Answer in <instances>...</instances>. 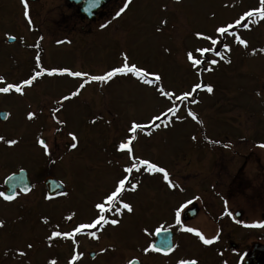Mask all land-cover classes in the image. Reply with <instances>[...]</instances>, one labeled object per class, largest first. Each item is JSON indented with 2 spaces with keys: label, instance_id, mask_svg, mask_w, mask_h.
Masks as SVG:
<instances>
[{
  "label": "rangeland",
  "instance_id": "obj_1",
  "mask_svg": "<svg viewBox=\"0 0 264 264\" xmlns=\"http://www.w3.org/2000/svg\"><path fill=\"white\" fill-rule=\"evenodd\" d=\"M43 1L51 4L50 7L58 6L57 0ZM123 2L113 0L110 12L96 23H103L105 27L93 26L95 30L87 31L85 40L80 42L74 40L79 37L68 36L67 41L60 40L61 43L44 47L40 54L31 52L27 46L20 50L19 46L12 49L0 44V76L7 83L29 78L31 74L25 76L33 68L44 70L31 86L24 87L23 95L14 92L16 105L11 120L15 124L9 121L6 125L8 133L16 131L20 141L11 155L0 158V173L5 168L23 167L34 175L38 162L47 160L41 158L44 154L39 137L49 140L55 148H63V142L71 140L70 132L77 137V147L70 153L71 161L62 157L65 160L58 163L55 176L62 178L67 175L60 172L72 173L73 184L77 182L81 189V209H90V202L97 198L94 184H115L117 178L124 175L123 169L131 166L128 153L119 151L118 145L132 135H135L133 155L164 167L178 193L182 187L187 188L189 182L206 185L208 175L213 182L221 166L222 153L227 156L228 152L237 151L249 156L251 152L256 157L253 163L259 166L258 172H264V147L260 146L264 144V51H261L264 49V21L254 16L251 20L256 22L250 21L247 29L240 26L229 29L244 39L247 47L238 44L233 36L215 32L216 27L232 23L244 11L258 6V0H131L129 7L116 17ZM27 4L29 8L34 7ZM0 12L3 13L0 31L18 35L21 24L43 26L57 22L60 17L52 12L31 10L26 17L21 0H0ZM65 17L68 21L71 15L68 13ZM196 32L211 35L218 40L217 45L197 38ZM225 44L229 51H225ZM209 47L213 51L204 53L203 58L194 51ZM11 49L17 51L14 56L10 55ZM188 51H193L196 58L205 62L194 69L186 58ZM217 51L220 56H216ZM26 55L32 60H26ZM125 55L129 64L157 73L161 80L149 84L133 74H117L107 81L90 80L91 76H100L121 66ZM210 60L217 63L208 64L206 61ZM54 68L88 75L75 77L59 72L48 75V70ZM194 83H201L202 87L188 100L178 101L175 96L170 100L158 91L164 87L179 96L191 91ZM204 85H211L213 91L207 92ZM72 92L78 94L68 100L62 99ZM174 104L178 106L176 116L179 119L161 116V121H151V117L166 112ZM189 110L196 120L187 115ZM29 112L34 113L32 119L27 117ZM166 120H171L167 127L164 126ZM133 122L146 127L133 134L129 132ZM26 135L36 140L25 142V138H32ZM60 151V148L56 150L54 159H59ZM103 162L105 164L100 166ZM192 169L198 174L193 175ZM134 174L135 179L130 181L138 185L134 200H142L146 209L156 200L169 197L170 188L163 174H150L143 168L138 173L134 170ZM259 181H264V175H259ZM2 200L0 197V221H3L0 253L14 259L15 264L32 262L30 258L34 252L31 253L32 248L29 250L28 237L33 233L43 237L48 229L35 218L37 211L17 212L13 204ZM91 214L87 211L83 219L88 216V220ZM14 215L17 218L11 228L9 223ZM49 249L46 251L50 252ZM21 252L24 255H20Z\"/></svg>",
  "mask_w": 264,
  "mask_h": 264
},
{
  "label": "flooded vegetation",
  "instance_id": "obj_2",
  "mask_svg": "<svg viewBox=\"0 0 264 264\" xmlns=\"http://www.w3.org/2000/svg\"><path fill=\"white\" fill-rule=\"evenodd\" d=\"M89 1L91 0H80L75 3L69 0H57L58 6L50 7L51 4L43 0H27V3L34 5V7H28V10L56 13L60 16L59 19L52 24L46 23L36 27L21 24L19 35L15 32L0 31V44L9 45L12 49L19 46L20 50L23 46H27L31 52L40 54L44 47L60 40L67 41L68 36L79 37L74 39L79 42L85 40L84 35L87 31H94L93 26L103 15L110 12L112 9L110 5L113 2V0L106 1L95 11L94 17L88 19L85 12L91 13L86 9ZM66 11L71 15L68 21L65 17L68 14ZM2 15L3 13L0 12V19ZM71 20L74 22L72 23ZM85 27L86 32H83ZM88 27L90 29L87 30ZM75 28H78V31H75ZM22 35L25 36L22 37ZM12 49L10 55L14 56V51L16 53L17 51ZM28 57L29 55L24 56L26 60L31 61L32 59ZM33 72L34 69L25 77ZM15 82L18 80L13 83ZM2 86L0 84V87ZM14 92L0 95V136H3L5 141L8 139L17 141L14 145L0 141V158L3 159H6L8 154L11 155L13 147L20 141L16 131L9 130L8 133L9 126L6 125L9 121L15 124L11 120L16 105ZM1 113L7 114V118L1 119ZM27 136L31 135L25 137ZM39 139L45 140L49 151L45 153L44 148L41 149L44 154L41 158H47V160L43 163L38 162L34 168V175L28 173L30 179V183L27 184L28 191L24 192L20 188H15L14 199L6 201L2 198L5 203L13 204L17 212L37 211L35 218L48 229L43 237L38 236L37 233L28 237L32 248L31 253L34 252V256L31 255L32 262L27 261L25 264H49L53 260L56 264H69V261L71 264H128L130 260L133 264H177V261L181 259L195 260L197 264H264V226H251L264 223V181H259V175H264V172H258L259 166L253 163L256 157L252 156L251 152L248 153L249 156L237 151L228 152L227 156L222 153L223 155L219 157L221 166H218L213 182H210V175H208V178L206 177L208 180L204 183L206 185L201 186L198 181L194 184L189 182L190 185L187 188L180 189L181 193L177 192L176 187L170 188L168 198L156 200L148 209L145 208L142 200H134L137 195L136 190L125 191L120 196V200L130 203L133 211L129 213L121 209L120 215H116L113 208V211L105 213L109 220L117 219L119 221L117 225H98L70 239L61 236L49 241L47 238L53 231L69 232L80 223H89L98 214L94 205L102 202L106 194L113 190L114 184H94L93 190L97 198L90 202L91 210L81 209V189L77 182L76 185L73 184L70 176L72 173L60 172L62 175H67L62 178L55 176L58 163L65 159L71 161L69 158H73L70 155L73 149L70 145L73 141H64L63 148L58 146L61 154L56 160L53 157L58 148H55L56 146L46 138L39 137ZM34 140L36 137L25 138L24 141L33 142ZM63 156L65 159H62ZM35 157L38 156H33ZM259 159L260 157H257V160ZM104 164L105 162L100 166ZM18 170L19 168H5L1 171L0 192H4L5 177ZM205 170L208 172L207 168ZM197 174L193 171V175ZM46 176H52L61 183L57 184L50 193L42 183ZM128 177L129 182L125 187L130 189L132 184L130 181L135 179V174L131 172ZM193 186H196V189H192ZM188 201L191 203L189 204ZM181 204H184L185 208L181 210L178 224L175 219V209ZM87 211L92 212L88 220H86L88 216L83 219V214ZM16 218L17 215L11 218L9 227L14 228ZM29 221L32 223L33 219L30 218ZM189 227L198 229L205 238L216 237V239L211 244H204L194 233L184 230ZM157 228L161 229L159 233L156 232ZM144 229H147L149 234H146ZM91 231L96 232L97 238L87 234ZM150 244L160 248L161 251L144 252L143 249ZM169 246L172 247V251L165 254ZM102 249L104 251H101ZM74 254L79 255L78 260H72ZM15 263L14 259L0 253V264Z\"/></svg>",
  "mask_w": 264,
  "mask_h": 264
},
{
  "label": "snow or ice",
  "instance_id": "obj_3",
  "mask_svg": "<svg viewBox=\"0 0 264 264\" xmlns=\"http://www.w3.org/2000/svg\"><path fill=\"white\" fill-rule=\"evenodd\" d=\"M131 0H124L123 2V6L119 8V10L115 13L116 17H119L128 7L130 4ZM21 3L23 4L24 8H25V13L24 15L26 17H28L29 13H28V4H27V0H21ZM258 17L261 21H264V0H258V6L252 7L249 10L244 11L241 15H239L238 18H236L232 23H229L227 25L224 26H218L215 28V32L219 33L221 36L224 35H230L233 36L235 38V41L240 44V45H244L245 47H247V42L242 39L239 35H237L235 33V31L230 32L229 29H234L236 26H240L242 28L247 29L249 27V22L251 21L252 23H255L256 21H252L251 18L252 17ZM28 23L31 24V20H28ZM162 23H166L165 21H162ZM101 27H105V25H101ZM159 31V29H157ZM194 35L199 38V39H203V40H207L211 42V45L215 46L218 43L217 39H214L211 35H206L202 32H196L194 33ZM58 43H61L60 41H58ZM224 49L225 51H229V46L227 44L224 45ZM196 53H198L200 55V57H204V53L206 52H211L213 51V49L211 47L209 48H196L194 50ZM261 51H264V49H261ZM216 56H220V52L217 51ZM186 58L188 61H190L191 66L195 69L198 66H200L203 62H205L204 59L201 58H196L193 54V51H188L186 53ZM208 64L211 65H215L217 63L216 60H210V61H206ZM207 70H211L210 68ZM44 70L41 71H35L29 78L27 79H23L22 81L19 82H15V83H7L5 81V78L3 76H0V84H3L2 87H0V93L2 94H7L10 93L12 91H15L16 93H20L21 95H23V89L25 86H31L33 81H35L39 76H41L43 74ZM67 73L70 76H75V77H86L88 74L87 73H81V72H71L68 69H51L48 70V75H53L56 73ZM117 74H133L136 75L139 78H143L145 80L146 83L152 84L154 82L160 81L161 80V76L157 73H149L148 71H146L145 69H143L142 67H137L134 63L133 64H129L128 63V58L125 55L124 56V63L119 66V67H114L112 68L110 71H107L106 73H104L103 75L100 76H91L90 80L92 81H107L109 79H111L112 77L116 76ZM197 75H199L200 73L197 72ZM151 76L152 79H148V77ZM84 85H80V87L82 88ZM202 87L201 83H194L192 85V90L191 91H187V92H183L181 95L176 96L174 93L172 92H168L165 90L164 87H160L158 89L159 93L164 96L167 97L168 99H172L175 96V100H188L189 97L192 96V93L195 92L196 90L200 89ZM205 89L207 92L211 93L213 91V88L211 85H204ZM78 92H72L70 96H64L62 97L63 100H68L71 98V96H75L77 95ZM192 103H195V100L191 101ZM178 106L177 105H173L172 107L167 108L166 112H161L158 115H155L153 117H151V121H161V116H173L176 117L177 119H179L178 116H176V113L178 112ZM54 112L57 111L56 109L53 110ZM188 116L192 117L193 120H196L197 117L195 116V114H193L190 110L187 113ZM28 119H32L34 117V113L29 112L27 114ZM3 118H7V114H3ZM60 123H62V121H60ZM171 123V120H166L164 122V126L167 127L169 124ZM146 127V125H141L138 124L136 122H133L131 127L129 128V132L131 133H135L137 130H143ZM154 127H160V124H154ZM68 135L71 137V140L73 141V143L70 145L71 148H76L77 147V137L75 134L73 133H68ZM135 139V135L130 136L127 140L122 141L119 145H118V150L119 151H126L129 155L130 160H132L131 166L130 167H125L123 169L124 173H131L133 170L136 171H140L141 168H143L144 171L148 172V173H161L163 174V180L165 182H167L168 187L169 188H174L176 187V185H174L170 179L169 173L168 171L164 168L159 166L157 163L151 162L148 159H141L138 156H134L133 155V147H132V141ZM0 141H4L5 143H7L8 145H14L17 143V141L15 139H8L5 141V138L3 136H0ZM38 143L44 148L45 153H48L49 149H48V145L46 144L45 140L43 139H39ZM261 147H264V144L260 145ZM16 177L15 176H11L8 178L9 183L12 180H15ZM129 182V177L127 175L122 176V178H117L113 190L110 191L108 194H106L105 198L102 200V202L96 203L94 205L95 209L98 211V214L91 219V221L89 223H80L78 225H76L72 231L69 232H63L61 233L60 231H53L51 233V235L47 238L49 241H51L54 237H63L65 239H70L73 238L76 234H80L82 232H84V230L86 229H93L98 225H117L119 223V221L117 219H111L109 220L107 218V216L105 215V213L107 212H111L113 211V208L115 209V214L116 215H120L121 213V209L126 210L127 212L131 213L133 211L132 205L128 202H122L120 200V196L122 195L123 192L131 190V191H135L138 187L137 184H131V188L127 189L125 187L126 183ZM22 191L27 192L28 188L25 187L22 189ZM0 197H2L4 200L6 201H11L12 199L15 198V192L13 191L11 194H6L5 192H0ZM48 197H46L47 199ZM188 203L190 204L191 201H188ZM226 204V202H225ZM118 205V206H117ZM185 208L184 204L179 205L178 207H176L175 209V219L176 222L179 224L180 223V214H181V210ZM68 219H71V217H68ZM46 222V221H45ZM3 225V221H0V226ZM252 227H261L264 226V223H259V224H253L251 225ZM185 231H188L190 233H194L196 236H198L200 238V240L204 243V244H211L213 242L214 239H216V237H212V238H205L204 235L198 230V229H193V228H185ZM146 234L148 233L147 229H144ZM161 231L160 228L156 229V232L159 233ZM88 235H90L93 238H97L96 236V232L95 231H91L87 233ZM73 243H75V241H73ZM29 248H31V245H28ZM149 250L152 251H161L160 248H156L153 245H148V247L144 248L143 251L144 252H148ZM101 251H104L103 249ZM172 251V247L169 246L166 251L165 254H167V252ZM20 255H24L23 252L20 253ZM82 255V253L80 254ZM79 259V255H73L72 256V260H78ZM49 264H56V262L50 261ZM69 264H71V261H69ZM128 264H133V262L130 260L128 262ZM177 264H197V261L195 260H178Z\"/></svg>",
  "mask_w": 264,
  "mask_h": 264
},
{
  "label": "water",
  "instance_id": "obj_4",
  "mask_svg": "<svg viewBox=\"0 0 264 264\" xmlns=\"http://www.w3.org/2000/svg\"><path fill=\"white\" fill-rule=\"evenodd\" d=\"M98 1L99 2H97L95 6L93 5L89 9H96L100 5V3H101L100 0H98ZM103 1H105V0H103ZM2 118H3V116H2ZM11 176H15L16 179L15 180H12L9 183L8 178L11 177ZM28 183H29V180L27 178L26 171L20 170L17 173H13V174L9 175L5 179V181H4V184L6 186L5 193L6 194H11L14 191L15 186H19V187L22 188V187H24ZM43 183H44L46 189L49 192L52 191L53 189H55L56 185L59 184V182L57 180H55L54 178H52V177L45 178L44 181H43Z\"/></svg>",
  "mask_w": 264,
  "mask_h": 264
}]
</instances>
